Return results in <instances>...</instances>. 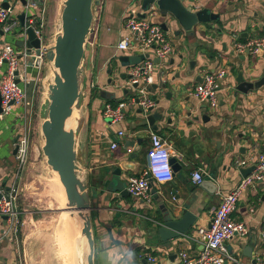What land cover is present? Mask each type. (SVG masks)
<instances>
[{"label": "crops", "instance_id": "1", "mask_svg": "<svg viewBox=\"0 0 264 264\" xmlns=\"http://www.w3.org/2000/svg\"><path fill=\"white\" fill-rule=\"evenodd\" d=\"M16 1L0 0L2 4L8 2L9 6L14 5L13 16L18 18L26 7L22 0ZM38 1L40 3L41 0ZM142 3L143 0H133L124 8L122 22L114 29L115 36L101 44L99 38L106 0H99L94 9V31L86 43L77 148L83 174L97 192L93 196L91 211L96 244L95 264H150L148 261L143 262L146 254L155 255L157 264H178L182 250L199 254L204 245L198 230L210 226L212 212L222 196L233 190L244 177L236 161L245 158L256 160L258 154L264 151V85L248 94L239 92L234 95L237 85L235 77L239 71L246 69L247 79L264 77V55L236 53L233 41V35L243 42L253 37H264V0H197L192 4L193 9L209 8L219 13L221 19L196 26L192 34L184 31L177 33L178 28L175 27L166 30L175 49L155 72V83H166V87L152 88L150 93L159 100L157 107L161 109H157L163 112L162 119L155 122L156 129L148 124L145 115L135 106L127 107L124 119L118 122L104 116L105 104L114 102V106H117L133 96L124 87L127 76L123 75H127L130 65H123L119 61V57L126 53L118 50V43L129 34L125 28L128 8L140 4L142 9ZM40 10L36 6L31 14ZM31 14L28 13L27 18ZM156 16L151 17L152 20L155 21ZM107 30L112 29L107 26ZM59 32L57 30L53 35V43ZM23 38L21 28L0 34V48L12 45L21 55L27 50L18 44ZM151 58L155 59L153 54ZM220 68L228 69V74L218 91L219 104L216 109H200L204 104L186 92L181 95V109L172 104L171 91L174 87L180 86L189 92V89L201 83L204 73ZM6 69L7 64L0 69V77ZM38 71L34 65L27 68L31 81ZM53 78L51 67L46 72V79L50 81L48 86ZM30 88H33L32 82L27 86L28 93ZM168 92L172 96L169 97ZM23 109V105L15 104L10 114L0 118V179L3 180L12 173L7 165L12 156H16L13 150L21 121L19 114ZM190 111L193 112L192 116L189 115ZM204 114H209L211 119L190 124L194 115ZM121 130L125 133L122 138L119 137ZM151 132L158 133L171 144L172 153L179 163L174 178L165 183L152 182L150 205H141L130 194L123 197L119 192L111 194L106 188V179L112 178L116 168H121V178L125 183L127 177L140 175L145 169ZM114 141L120 144L112 149L111 143ZM131 141L133 145L127 144ZM128 148L132 152L129 153ZM132 153L137 154L131 157ZM251 161L247 166L254 163ZM126 162L131 163L133 169L128 170ZM199 169H202L203 174L213 175V181L218 185L215 193H209L201 187V183L195 182L193 173ZM53 182H58L62 189L56 175H53ZM164 194L169 203L177 204H181L185 198L194 197L192 210L198 214L187 235L168 241H162L156 232L164 216L157 197ZM233 217L246 223L249 234L245 238L234 236L227 241L229 251L238 258L226 264H253L257 256H264V240L261 236L264 183L249 186L239 200ZM20 219L22 223L18 241L7 239L3 243L5 238L0 240V264H18L20 259L24 264H87L88 250L80 239L79 231L70 240L68 253L63 254L59 246L61 233L57 231L60 219L46 227V230L37 225L41 218H34L33 213L26 209L21 210ZM4 226L0 224V234ZM109 228H112L114 239L110 237ZM250 247L253 249L252 254Z\"/></svg>", "mask_w": 264, "mask_h": 264}, {"label": "built area", "instance_id": "2", "mask_svg": "<svg viewBox=\"0 0 264 264\" xmlns=\"http://www.w3.org/2000/svg\"><path fill=\"white\" fill-rule=\"evenodd\" d=\"M18 2L17 0L16 3ZM36 6V3L27 0L25 5L26 14H31V10ZM13 10L14 5L6 8L0 2V29L4 33H9L21 28V36L25 39L27 37V27L32 26L36 35L42 40L44 53L47 48H45L43 43V22L40 20L43 17L39 12L34 11L26 19V25L22 27L20 20L13 16ZM141 12L140 4L132 5L128 8L125 28L129 34L119 41L118 50L128 55L150 53V57H145L140 63L130 65L127 69V79L124 87L128 91L134 89L136 91L135 94L117 106L111 103L105 104L103 114L113 122L124 119L125 109L129 106L138 107L144 113H148L150 107L157 106L156 99L150 95L152 85L156 81V68L164 63L175 49L174 42L168 36L162 24L155 22L151 18L157 15L156 7L151 5L147 10H144L146 12L144 17L140 15ZM38 20H40L39 26L36 25ZM233 41L236 53L244 54L249 49L253 54L259 55L258 53L262 51V55H264V37H253L243 42L238 41L237 37L233 35ZM90 44L93 45L92 42ZM151 54L154 55L155 59L151 58ZM37 57L38 55L35 51L29 53L28 49L20 56L12 45H4L0 48V69L7 64L6 71L0 77L3 111L0 117L10 114L15 104L24 106L23 111L19 114L21 121L17 129V140L15 141V145L18 147L16 159L19 162V166L16 171L11 173L8 179H0V216H6L0 240L7 238L10 241L17 242L22 223L17 178L25 167L30 149L32 100L27 90V86L31 83L27 68L30 65H34ZM16 71H18V74H16ZM227 74L228 69L224 68L207 71L203 74V82L189 89L190 96L195 97L200 103L207 105L211 109H216L219 104L218 91L222 87V81ZM17 79H20V82H17ZM134 84H137V87H134ZM124 135V131L121 130L119 137L122 138ZM150 139L151 144L147 151L145 169L140 175L127 177L126 182L128 192L141 205H150L152 202L150 191L152 182L165 183L174 178V169L171 162V158L174 155L171 144L156 132L150 133ZM119 144V141L112 142V149L118 147ZM127 151L130 153L132 149L128 148ZM250 160L254 161V163L250 164H255V169L250 175L243 177L233 190L222 196L219 205L212 212L210 226L198 230L203 238L204 245L201 252L194 255L182 250L179 253L180 261L178 264H226L230 261H236L234 255L227 247V241L234 236L245 238L249 234V228L244 221L233 217V213L239 200L244 196L250 185L264 183V151L258 154L256 160L252 158L238 159L236 165L245 167L249 165ZM193 177L196 183H201L204 178L202 169L195 171ZM252 211L254 210L252 209ZM261 234L264 240V223ZM146 259L150 264H157L158 262L157 257L152 254H146ZM254 260L253 264H264V256H257ZM18 264L24 263L20 259Z\"/></svg>", "mask_w": 264, "mask_h": 264}, {"label": "water", "instance_id": "3", "mask_svg": "<svg viewBox=\"0 0 264 264\" xmlns=\"http://www.w3.org/2000/svg\"><path fill=\"white\" fill-rule=\"evenodd\" d=\"M22 2L24 5L27 4V0H22ZM31 2L39 3L38 0H31ZM192 2L194 0H143L142 9L147 10L151 5H154L157 9V15L160 13L167 19L161 23L163 28L165 30H169L171 27L178 28L177 33L184 31L192 34L196 26L221 19L219 13L213 12L209 8L193 9ZM97 4H99V0H64L61 11V31L57 34L54 45L46 49L44 53L42 50V40L36 35L35 29L32 26L27 27V37L18 42L20 46H25L29 53L35 51L38 55L34 63L35 67H41L44 56L53 63L54 78L53 82L48 86V97L44 105V119L41 124V131L45 139L42 149L47 158L48 165L58 173L60 182L64 188L66 194V209L64 210L72 212L71 217H75L74 211L78 212L83 219L79 234L80 237H85L87 240V264H95L96 249L91 213L93 209L92 185L85 174H83V169L79 163L77 136L80 131V123L78 121L76 128H68L67 121L73 116L74 111L80 109L82 106V79L85 77L83 61L87 40L94 31V9ZM2 5L6 8L9 7L8 2H4ZM140 15L144 17L145 13L142 12ZM18 18L21 26L24 27L27 19L26 12L21 13ZM168 18H170V21ZM0 34H4L2 29H0ZM250 53V50L247 49L246 54ZM258 54L262 55V51ZM145 57H150V53H146L145 55L123 54L119 57V61L123 65L129 66L140 63ZM247 72L246 69H243L237 73L235 77V81L237 82L235 96L239 92L248 94L251 90L259 89L264 85V77L261 79H247ZM16 74H18V71H16ZM125 76L127 75H123V77ZM17 82H20V79H17ZM201 82H203V76ZM159 86L165 88L166 83L162 85L155 83L152 85V88H158ZM134 87H137V84H134ZM167 95L170 97L172 93L168 92ZM156 103L158 104L159 100H156ZM157 108L161 109V107L157 106L150 107L148 113H144L141 109L139 110L145 115L148 124L155 129L157 128L155 122L163 117V112ZM200 109L207 110L208 106L204 104ZM2 112V98L0 94V114ZM189 115L192 116L193 112L190 111ZM201 116L194 115L190 124L201 119L204 122L211 119L209 114ZM16 140L17 137L15 138ZM127 144L133 145L134 143L131 141ZM17 150L18 147L15 145L13 153L16 154ZM242 151L244 152L245 150L243 149ZM136 154L132 153L131 157H135ZM171 162L175 174L179 169V163L174 156L171 158ZM125 167L128 170L133 169V165L127 162L125 163ZM255 167L256 165L252 164L247 167L241 166L239 169L242 175L246 177L252 173ZM121 175V168H116L113 171L112 178L106 179L108 183L106 188L111 194L119 192L123 197L130 193L125 187L126 183L121 178ZM201 187L211 194L215 193L218 189V185L213 181V175H207L206 173L201 182ZM179 198L176 197V199ZM193 200H195L194 197H189L183 199L181 204L169 203L165 194L158 195L157 201L161 206L164 216L162 222H159L156 232H158L162 241L187 235L198 218V214L192 210ZM2 219H6V216H2ZM108 231L110 237L114 239L112 228H109ZM117 242L119 241L117 240ZM252 251L253 249L251 248L250 254H252ZM235 257L238 258L236 255ZM143 262L146 263L147 259H143Z\"/></svg>", "mask_w": 264, "mask_h": 264}, {"label": "rangeland", "instance_id": "4", "mask_svg": "<svg viewBox=\"0 0 264 264\" xmlns=\"http://www.w3.org/2000/svg\"><path fill=\"white\" fill-rule=\"evenodd\" d=\"M131 2H133V0H106L104 18L102 20L99 38L101 44H104L108 39H113L115 36L114 29L118 28L119 24L122 22V12ZM62 3L63 0H43V2L41 0L40 3L37 4V6L41 8L38 12L43 17L40 20L43 22V43L47 49L54 45L51 39L55 32L57 30L61 31L59 23H61ZM154 19L155 22L158 23L167 20L166 17H163L160 13ZM168 20L170 21V18H168ZM107 26H110L112 30L108 31ZM51 63L52 62L44 56L42 65L38 68V73L31 81L33 83V88H30L29 91L32 100L30 149L25 167L17 178L20 210L26 209L32 212L34 218L40 217L41 221L37 222V225L45 230L46 227H50L58 222V219L62 214H65V212H62L63 207L58 199V182H53L52 168L48 165L47 158L42 149L45 139L41 131V124L44 119V105L48 97V83L50 82L46 79V72L49 67L54 68L53 63ZM115 74L116 72L114 75ZM222 84H224V80L222 81ZM135 92L134 89H130L129 93L134 95ZM171 92L173 93V98L171 99L172 104L177 109H181V95L185 92L188 94V90L184 91V89L179 86L174 87ZM7 166L12 172L17 170L19 162L16 159V156H14V158L12 156L11 162ZM56 177L59 181V176L56 175ZM92 195L94 197L97 195L93 185ZM0 224H5V219H2L1 216ZM6 242L7 238H5L3 243Z\"/></svg>", "mask_w": 264, "mask_h": 264}, {"label": "bare ground", "instance_id": "5", "mask_svg": "<svg viewBox=\"0 0 264 264\" xmlns=\"http://www.w3.org/2000/svg\"><path fill=\"white\" fill-rule=\"evenodd\" d=\"M52 64V63H51ZM51 67H49V70H50ZM53 77H54V68H53ZM82 109V108H81ZM81 109H76L74 111V114L71 118L68 119L67 121V126L68 128H74L78 125V120L81 118ZM52 174L53 175H57L58 176V173L54 170H52ZM59 182H60V179H59ZM61 184V182H60ZM62 186V184H61ZM58 191H59V195H58V199H59V202L61 203V206L63 207L62 208V211L66 212V214H62V216L59 218L60 219V224L58 226V233H61L60 235V241H59V246L61 248V252L63 254H66L68 253L69 251V243H70V240L72 241L73 237L75 236V234L80 230H81V226H82V223H83V219L81 218V216L78 214V212H73L75 214V217H71V213L72 212H68L64 209H66V194H65V191H64V188L62 186V189L60 188L59 184H58V187H57ZM69 234H70V239H69ZM59 235V234H57ZM58 237V236H57ZM80 239H82L84 245H86L87 247V250H88V245H87V240L85 237H81ZM77 240V239H76ZM73 259V258H72Z\"/></svg>", "mask_w": 264, "mask_h": 264}, {"label": "trees", "instance_id": "6", "mask_svg": "<svg viewBox=\"0 0 264 264\" xmlns=\"http://www.w3.org/2000/svg\"><path fill=\"white\" fill-rule=\"evenodd\" d=\"M39 24H40V20H38L36 25L39 26ZM113 105H116V104H114V102H113Z\"/></svg>", "mask_w": 264, "mask_h": 264}, {"label": "flooded vegetation", "instance_id": "7", "mask_svg": "<svg viewBox=\"0 0 264 264\" xmlns=\"http://www.w3.org/2000/svg\"><path fill=\"white\" fill-rule=\"evenodd\" d=\"M140 110V109H139Z\"/></svg>", "mask_w": 264, "mask_h": 264}]
</instances>
